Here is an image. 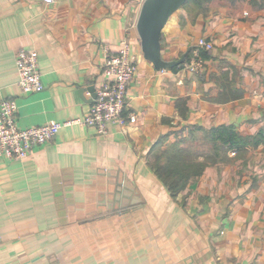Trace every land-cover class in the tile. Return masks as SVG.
I'll return each instance as SVG.
<instances>
[{"label":"crops","instance_id":"crops-1","mask_svg":"<svg viewBox=\"0 0 264 264\" xmlns=\"http://www.w3.org/2000/svg\"><path fill=\"white\" fill-rule=\"evenodd\" d=\"M250 1L190 3L170 17L164 59L214 43L192 74L145 59V0H0V103L16 101L22 128L75 121L25 159L0 158V264H264V144L248 149L252 162L210 165L175 198L150 165L214 127H264V9ZM123 39L139 64L128 92L138 122L101 136L82 123L88 89ZM21 48L38 52L41 92L18 86Z\"/></svg>","mask_w":264,"mask_h":264},{"label":"built area","instance_id":"built-area-1","mask_svg":"<svg viewBox=\"0 0 264 264\" xmlns=\"http://www.w3.org/2000/svg\"><path fill=\"white\" fill-rule=\"evenodd\" d=\"M53 3L55 0H45ZM213 41L201 38L192 50L183 68L197 74L205 70L202 52L212 51ZM19 73L18 86L22 93L32 94L44 90L45 84L39 66V55L35 50L21 48L15 57ZM139 69L138 59L132 52L130 41L123 39L119 50L106 53L103 64L105 81L96 87V97L90 111L82 121L101 136L109 135V126L127 128L138 122V116L128 112V92ZM18 105L14 99L0 103V158L21 160L27 158L35 147L52 142L63 127L75 121L56 122L22 128L17 123Z\"/></svg>","mask_w":264,"mask_h":264},{"label":"trees","instance_id":"trees-1","mask_svg":"<svg viewBox=\"0 0 264 264\" xmlns=\"http://www.w3.org/2000/svg\"><path fill=\"white\" fill-rule=\"evenodd\" d=\"M211 1L213 0H189L184 7L194 2L198 8L205 10L206 5L204 4H208ZM231 2L234 4L236 0ZM250 2L254 7L264 9V0H251ZM191 52L192 49L188 54L187 60H189ZM206 57L207 51L202 52V58ZM183 66L184 64L180 68H183ZM178 68L174 67V69ZM204 141L215 152L213 157L203 159L204 154L199 152L197 148L187 147L183 139L151 155L153 160L150 161V165L154 173L167 186L174 198L186 188L189 181L200 177L207 167L217 163L215 161L219 160L220 151L243 154L249 148H256L264 144V127L257 135L253 136L242 135L234 125L214 127L205 131ZM229 162H231V159H228L227 163Z\"/></svg>","mask_w":264,"mask_h":264},{"label":"water","instance_id":"water-1","mask_svg":"<svg viewBox=\"0 0 264 264\" xmlns=\"http://www.w3.org/2000/svg\"><path fill=\"white\" fill-rule=\"evenodd\" d=\"M189 0H145L140 11L137 30L141 39L142 52L158 70L173 69L186 63L189 52L178 60H166L162 56V31L168 20ZM92 100L96 97V87L88 89Z\"/></svg>","mask_w":264,"mask_h":264},{"label":"rangeland","instance_id":"rangeland-1","mask_svg":"<svg viewBox=\"0 0 264 264\" xmlns=\"http://www.w3.org/2000/svg\"><path fill=\"white\" fill-rule=\"evenodd\" d=\"M231 1L232 0H225L226 3H229ZM240 2H243V0H236L234 5L240 4ZM216 3H218V0H214V4H216ZM191 4H194V2H191ZM191 4L189 3L188 5H191ZM211 4H212V1L210 3L204 4V5H206L205 7L207 9L208 7H210ZM196 148L199 149V152L204 154L203 159H205L206 157L210 158V157H213V155H215V152L210 148V146L208 145V143L206 141H202V142L198 143V146ZM249 155H250L249 150L243 154H240V153L236 154L234 152L225 153V151H220L219 160L215 161V162H217V163H215V165L219 164L218 166L223 169L225 167L224 163L225 162L227 163L228 159H231L232 161H234V160H237L238 158H241V160L243 159L245 162L249 163V162H252Z\"/></svg>","mask_w":264,"mask_h":264}]
</instances>
